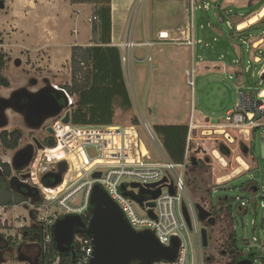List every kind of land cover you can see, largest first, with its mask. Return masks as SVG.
<instances>
[{
	"label": "rangeland",
	"instance_id": "374dc122",
	"mask_svg": "<svg viewBox=\"0 0 264 264\" xmlns=\"http://www.w3.org/2000/svg\"><path fill=\"white\" fill-rule=\"evenodd\" d=\"M259 1H262L264 6V0H252L254 6L251 14H246L249 11L248 0L209 1L211 2L209 8L201 7L194 10L193 49L183 44L153 47L150 50L151 61L139 62V59L146 57L148 49L134 48L131 73L125 70L131 108L128 111L116 108L114 112V126L135 125L141 142L155 161L160 159L159 150L162 148L156 136L153 134L152 139L144 130V120L151 128L154 124L188 126L193 124L192 131L186 139L188 158L195 160V166L199 160H204L205 167L198 174H186L189 193L193 201L210 214V207H213L214 211L224 208L226 203L223 199L227 198L232 205L234 218L232 227L227 226L228 219L222 217L223 212L220 217L217 216V220L210 228L206 222H201V227L209 232V238L207 247L200 252L199 264L231 262L232 257L227 253L226 245L231 228L236 232L238 258H248L254 251L264 254V208L261 207V202H264V115L255 120L252 126L231 127L225 122L227 110H233L239 102L238 93L249 95L252 93L254 98L264 86L257 75L264 70L263 61H255L259 57L264 58V32L249 30L248 27L253 24L243 30L236 28L260 12L262 6L257 4ZM0 2L3 6L0 8V54L5 64L1 77L6 79L9 85L8 88L0 85V97L8 98L11 93L20 89L32 93L44 83L59 87L68 85L71 78L68 54H59L61 67L56 73L52 69L42 68L41 62L46 63V68H49L53 55H49L52 48L41 46L38 33H49L63 24L65 25L63 31H67V35L70 34L73 24L60 23L63 22V17L70 20L75 17L77 10H81L78 18L86 24V29L83 28V33L80 32L79 39L82 42L87 39L86 43L93 45V24L87 18L93 16L94 8L103 0H0ZM111 2L115 41L122 42L131 32L134 33L135 42L154 40L160 30L168 31L173 37L185 34L187 16L185 0H111ZM217 9L222 10L228 24L217 16ZM263 21L264 16L254 24ZM31 26L34 30L29 32L27 27ZM209 39L213 42L224 40L226 46L221 49L213 43L209 49ZM159 47L163 49L161 53L157 51ZM28 54H33V58L30 59ZM157 55H161L162 59ZM191 63L196 74L193 90L187 86L185 76V71L191 67ZM175 85L177 89H174ZM4 118L7 123L4 128H0V132L4 129H20L23 137L15 150H4L0 146V160L12 163L19 150L31 145L33 161L23 171L24 175L30 174L38 153L32 140L36 139L45 147L44 142L49 136L47 129L55 127L59 116L47 122L43 121L38 127L28 123L24 115L13 108L5 111ZM255 126H259V130L252 134V128ZM226 133L229 134L228 138L225 137ZM221 145L227 148L226 156L218 150ZM87 150L90 153L96 152L93 147ZM51 156L48 158L52 159ZM239 160L247 167L240 165ZM41 176L40 174L39 179ZM28 183L31 184L30 180ZM251 186L257 187V191L252 190ZM236 197L246 202V207L242 210H238ZM205 201L209 205H206ZM54 209L55 207L51 208ZM15 215L28 222L29 210L18 205L7 214L11 217ZM11 217L4 227L0 226V234L16 246L24 241L22 231L16 228V225L22 222L21 219L16 222L10 219ZM222 251L226 252L222 254ZM208 257L209 261L206 260ZM4 259L2 264H29L21 262L16 250L13 249L8 250ZM253 264L258 263L255 260Z\"/></svg>",
	"mask_w": 264,
	"mask_h": 264
},
{
	"label": "built area",
	"instance_id": "2783aa9c",
	"mask_svg": "<svg viewBox=\"0 0 264 264\" xmlns=\"http://www.w3.org/2000/svg\"><path fill=\"white\" fill-rule=\"evenodd\" d=\"M185 1L187 16L184 36L173 37L168 31L160 30L154 40L135 42L134 33L131 32L120 44H117L125 81L127 79L125 70L131 73L133 50L136 47L148 49L145 60L149 62L151 61L150 50L153 47L183 44L193 49L195 44L193 12L201 7L209 8L211 3L209 1L216 0ZM87 20L92 22L96 18L88 17ZM158 50L163 51L161 47ZM263 73L264 70L258 72V77H261ZM185 76L187 86L193 90L196 76L193 63L185 71ZM51 87L65 101V104L61 112L55 116H59V120L52 129L53 133L50 135L47 133L49 135L47 140H53L54 147L48 148L45 145L43 149H58V151L52 154V159L48 156L43 158L37 172H30L29 179L25 181L28 183L30 180L31 184H28L34 189V196L18 205L29 210L28 222L17 215L7 216L18 205L0 206V226L4 227L9 217L16 222L21 219L22 224L16 225V228L18 227L17 229L21 231L23 228H29L34 221L39 226L43 252L47 256L54 245L52 233L55 222L66 216H78L84 222L90 208L91 193L97 185L119 207L134 231H150L163 247H171L172 240L177 239L178 248L174 262L159 264H199L200 252L204 248L201 236L203 228L196 209L197 203L193 201L185 180L188 160L187 140L180 158H167L160 149V159L155 161L141 142L135 125L94 127L77 126L70 122L63 123L62 120L66 112H69L74 100L65 88L54 84ZM263 90L259 89L254 98L252 93L250 95L238 93L239 102L233 110L230 109L225 114L227 126L254 125L255 118L259 119L264 115ZM55 117L47 119L46 122ZM192 125L188 126L186 139L192 131ZM143 128L148 136L154 139L152 128L146 120L143 121ZM228 136L229 134L226 133L225 137L228 138ZM89 147H93L97 153H90L87 150ZM60 162H65L67 166L61 183L53 188L41 183L40 174L56 171L57 164ZM95 173H99L100 176L93 177ZM156 190H159V196L151 200L150 195ZM141 191L144 193L141 194ZM141 197H144L141 204L134 199ZM150 202L154 203L153 207L148 206ZM236 202H238V210L246 207V202L241 198L236 197ZM205 204L209 205L206 201ZM53 207L55 209L51 210ZM261 207L264 208V202H261ZM92 253L91 239L83 234H75L70 253L59 254L54 248L45 264H88ZM63 255L70 256L71 261L63 262L61 258ZM73 255L74 259H72Z\"/></svg>",
	"mask_w": 264,
	"mask_h": 264
},
{
	"label": "trees",
	"instance_id": "16d2710c",
	"mask_svg": "<svg viewBox=\"0 0 264 264\" xmlns=\"http://www.w3.org/2000/svg\"><path fill=\"white\" fill-rule=\"evenodd\" d=\"M111 0H103L100 5L93 10V16L96 20L92 21V41L93 45L87 47L74 46L71 48L70 54V83L64 85L63 88L73 97V105L69 110L70 123L77 126H114V112L116 108L128 111L131 108V100L128 89L126 87L119 49L111 46ZM262 5V1L257 3ZM252 0H248V13L253 12ZM217 16L225 20L222 10L217 9ZM262 28V29H260ZM249 30L264 32V21L259 24H253L248 27ZM247 31V30H246ZM261 62L262 59L259 57ZM5 64L3 56L0 54V85L8 88L6 79L1 77V72ZM264 75V74H263ZM264 84V80H262ZM264 89V86L261 88ZM61 103L63 100L61 99ZM256 120L258 119L255 118ZM259 130V126L252 128V134ZM153 134L158 139L160 146L167 158H180L183 154L186 142V134L188 133V125L172 124L152 126ZM22 131L13 129L11 131L4 130L0 133V146L4 150H15L19 147L22 138ZM219 152L227 155V148L221 145ZM205 167V161L199 160L195 166L191 158L187 160L186 174H198ZM0 206L12 207L28 200L27 197L19 194L10 184L12 175L11 166L0 160ZM46 184V181L43 182ZM246 188V187H245ZM257 188V187H256ZM253 190L254 187L251 186ZM245 190V189H244ZM247 190V188H246ZM226 206L218 211H214L210 207L211 215L217 220L223 212L222 217H227L229 227L234 226V218L232 217V205L227 199H223ZM245 212V211H244ZM91 216L89 208L84 223H88ZM218 216V217H217ZM208 225V224H207ZM209 227V225H208ZM210 228V227H209ZM22 239L25 242H36L40 240L39 226L33 221L29 228H23ZM37 235V237L35 236ZM227 253L232 257L228 264H235L238 260L235 258L239 253L238 243L236 240V232L230 229L226 238ZM54 245L51 247L49 255L54 251ZM63 262L69 263L70 256L63 255ZM252 262L257 261L258 264H264V254L258 251L252 252L248 257Z\"/></svg>",
	"mask_w": 264,
	"mask_h": 264
},
{
	"label": "water",
	"instance_id": "95a60500",
	"mask_svg": "<svg viewBox=\"0 0 264 264\" xmlns=\"http://www.w3.org/2000/svg\"><path fill=\"white\" fill-rule=\"evenodd\" d=\"M213 43L221 49L226 46V41L217 40L213 42L209 39V49ZM264 80V75L260 77ZM25 90H17L14 92L15 96L21 93H27ZM26 95V104L16 106L17 112L24 115L28 123L34 122L33 126H40L43 121L53 118L58 115L64 108L65 101L61 103V98L56 95V91L51 86L43 88L36 92H28ZM20 101V100H19ZM27 109H26V108ZM63 123L70 122L69 112H66ZM7 121L4 120L0 127H5ZM47 133L52 134V129H47ZM34 144L37 150L43 149L36 139ZM48 148L54 147L53 140H46ZM33 161V147L29 145L25 149L19 150L13 160L12 166L16 170H23L27 168ZM191 161L195 160L191 158ZM67 169L65 162L57 164L56 171H48L40 177L41 183L46 181V186L53 188L61 183L62 175ZM30 174L23 175L26 179ZM99 173H95L93 177L98 178ZM28 190L22 193L24 197H29V192L33 191L26 185H20ZM171 193L172 188L170 187ZM257 191V188H254ZM144 191H141L143 194ZM130 196L129 194H126ZM159 196V190L151 193L150 199L154 200ZM138 203L144 201V197L134 198ZM89 205L91 209V216L87 224H85L78 216H66L58 219L53 225V243L55 251L59 254H68L71 250L73 236L75 234H83L91 239L92 243V258L88 264H132L137 261V264H159L161 262H174L177 254L178 241L172 240L171 247H163L158 243L154 235L150 231H134L119 207L109 198V196L97 185L94 186L90 196ZM148 206L153 207L154 203H148ZM196 209L200 222H206L213 225L215 219L210 212L205 210L201 205L197 204ZM184 211V216L187 220V215ZM202 245L207 247V231L205 228L201 231ZM75 256H72L74 259ZM209 261V260H208ZM235 264H253L249 258L238 260Z\"/></svg>",
	"mask_w": 264,
	"mask_h": 264
},
{
	"label": "flooded vegetation",
	"instance_id": "af4514ba",
	"mask_svg": "<svg viewBox=\"0 0 264 264\" xmlns=\"http://www.w3.org/2000/svg\"><path fill=\"white\" fill-rule=\"evenodd\" d=\"M2 7H3L2 3L0 2V8H2ZM20 90H23V89H20ZM25 91H23V92H25ZM14 92L11 93L8 98L0 97V124L3 123L4 120H6L4 118L5 111H7L9 108H15L16 106H19L20 104H26V102H27L25 97H26V95H28L27 94L28 91H27V93L26 92L25 93H21L18 96H15ZM34 122H32V119H31V123L30 124H33ZM0 128H4V127H0ZM22 137H23V135H22ZM33 141H34V138L32 140V143H33ZM44 143L46 145V140H45ZM25 148H27V147H25ZM6 163H8V162H6ZM9 165L12 168V175H11V178H10V184L15 189V191L18 192L21 195H22V193L28 192V190L26 188H24V187H22L20 185H26L27 187L33 189L28 183L25 182L26 180L29 179V177L26 178V179L23 178V175H24L23 171L25 169L16 170V169L13 168L12 163H9ZM52 172H54V171H52ZM33 196H34V190L29 192V197H27V198L29 199V198H32ZM225 199H227V198H225ZM218 200H220V199H218ZM212 217L215 219L214 216H212ZM85 224H87V223H85ZM208 225H209V227H212L214 224L213 225L208 224ZM207 233H208L207 234V239H208L209 238V232L207 231ZM35 236L37 237V235H35ZM9 249L16 250V252H17V254H18L19 258H20L19 260L21 262H28L29 264H45L46 261H47V256L43 252V248H42V244H41V236H40V240L39 241H36V242H33V243L32 242H25V243L22 242V243L17 244L15 246L14 243H12V242H10L8 240V238H4L3 235L0 234V264H2L4 262V260H5L4 258H5V256H6V254H7ZM225 252L226 251H222L221 253L224 254ZM235 258L237 260L241 259V258L237 257V254H236ZM206 260H210V258L208 257ZM132 264H137V261H134Z\"/></svg>",
	"mask_w": 264,
	"mask_h": 264
},
{
	"label": "crops",
	"instance_id": "0c3cea01",
	"mask_svg": "<svg viewBox=\"0 0 264 264\" xmlns=\"http://www.w3.org/2000/svg\"><path fill=\"white\" fill-rule=\"evenodd\" d=\"M112 3V2H111ZM230 3V2H227ZM111 7V4H110ZM82 13V11L80 10L78 12V10L76 11V13L74 14L75 17H73L70 20H67V18L63 17V22L62 23H68L69 24H73L71 33L67 35V31L64 32L63 31V24L61 26H57V28L55 30H51V32L47 33V32H40L38 33V38L39 41L41 42V46H46L47 48H52L50 50V54L49 55H53V58L50 60L51 64L49 66V68H46V63L41 62V67L45 68V69H52L53 71H58V69L61 67V58H59V54H68L67 56V60L70 61V54H71V48L74 46H81V47H87V46H91V44L86 43L87 39L85 42L80 41L81 39H79V34L80 32L83 33L84 29H86V24H84V22L82 20H80L78 18V15H80ZM114 26H115V22L113 21V11H112V7H111V46H115L117 47V44H120L121 42L115 41L113 38L114 35ZM238 29V28H237ZM27 30L29 32H32V30H34V27H27ZM44 30L46 31V29L44 28ZM88 32L90 33L89 29ZM92 35V34H91ZM93 36V35H92ZM156 38V37H155ZM154 38V39H155ZM30 39V38H28ZM91 39V36L89 37V40ZM88 40V41H89ZM148 41V40H145ZM138 42H142V41H138ZM50 45V46H49ZM159 49V48H158ZM158 53L159 50H157ZM120 52V51H119ZM49 53V52H48ZM29 58H33V54H28ZM158 57H160L162 59V56L157 55ZM145 60V58L143 59H139V62H143ZM45 65V67H43ZM170 67V66H168ZM168 71H167V76H168ZM53 84L50 83H44L42 85L39 86V88L35 89V91L32 92H36L38 90H41L43 88H48V86H51ZM173 86V84H172ZM178 87L175 85L174 89H177ZM56 95L60 98L59 94L56 92ZM228 111V110H227ZM195 117V115L193 114V118ZM7 130V129H4ZM13 130V129H12ZM20 130V129H19ZM7 131H11V130H7Z\"/></svg>",
	"mask_w": 264,
	"mask_h": 264
},
{
	"label": "bare ground",
	"instance_id": "6f19581e",
	"mask_svg": "<svg viewBox=\"0 0 264 264\" xmlns=\"http://www.w3.org/2000/svg\"><path fill=\"white\" fill-rule=\"evenodd\" d=\"M263 16H264V6L261 7L260 12L256 16H253L249 20H247L245 23H242V24L238 25L237 26L238 30H243L247 26H249L251 24H254L257 20H259ZM263 94H264V90H263ZM57 151H58V149H43V150H40L37 153V156H36V158L34 160L32 173H36L37 172V169L40 166V164L42 162L41 160L43 158H45L47 156H50V155L54 154ZM239 164L243 165L244 168L247 167L246 164L243 161H240Z\"/></svg>",
	"mask_w": 264,
	"mask_h": 264
}]
</instances>
